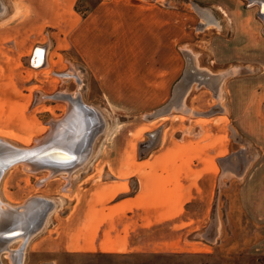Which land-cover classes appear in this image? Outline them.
<instances>
[{"label": "rangeland", "instance_id": "obj_1", "mask_svg": "<svg viewBox=\"0 0 264 264\" xmlns=\"http://www.w3.org/2000/svg\"><path fill=\"white\" fill-rule=\"evenodd\" d=\"M195 5L211 16L204 20ZM259 14L250 0H0V139L37 145L51 119L70 110L71 95L80 94L94 118L77 142L80 155L90 146L89 158L71 174L23 161L1 177L2 209L39 197L56 203L28 240L22 264H264ZM36 46L44 49L33 56L35 66ZM186 51L196 66L219 74L220 84L194 83L170 112L155 116L185 73ZM58 92L61 98L51 96ZM153 132L158 140L143 147ZM244 152L236 162L245 172L224 170L223 158ZM140 179L159 195L127 249L66 242L96 186L98 199L113 193L115 200L138 189ZM179 203L180 216L171 217ZM22 239L3 250L1 264H12L8 253Z\"/></svg>", "mask_w": 264, "mask_h": 264}, {"label": "crops", "instance_id": "obj_2", "mask_svg": "<svg viewBox=\"0 0 264 264\" xmlns=\"http://www.w3.org/2000/svg\"><path fill=\"white\" fill-rule=\"evenodd\" d=\"M197 7V10H199L202 14V18L204 19L206 15H210L209 12H207L206 9H202L199 6L195 5ZM259 9L260 5L258 4ZM211 16V15H210ZM212 18V17H211ZM208 19V18H206ZM205 20V19H204ZM207 24L206 22H203ZM186 57L188 60L187 67L189 63L193 66V72L198 73L199 72H206L207 73V80L206 82H199L197 80H194L190 86V88L185 93H189L191 88L193 87L194 83H197V85H208L211 89L215 90L218 88L220 81H219V74L212 72L210 70H207L206 68L198 67L196 64L193 63L192 55L189 51H186ZM36 57V56H35ZM38 62V59H34L32 61V64L36 66ZM38 66V65H37ZM186 67V69H187ZM185 69V70H186ZM194 77V74H193ZM187 101V98H186ZM157 132H153L150 138V141L146 143L145 147H151L153 144L156 143L158 140V134ZM160 136V134H159ZM154 137H157L154 140ZM241 156L245 157V152L242 154H235L231 156H227L223 158L224 163V170L226 171H232L237 172L239 175H241L243 172H245V168L239 165L238 162H236ZM89 158L88 156H79L77 160H74V165H70L69 167H66L65 170H59L56 171V173H67L71 174L73 171L78 169L81 164H84ZM161 155H156L155 161H161ZM237 158V160H236ZM73 169H72V167ZM233 167V169H228V167ZM227 168V169H225ZM239 168V169H238ZM68 170V171H67ZM236 170V171H234ZM55 174V173H54ZM141 183L138 189H135L132 193H124V196H121L120 198H117L115 200H112L113 193L112 194H106L101 196V199H98L97 196V186L94 188L88 197L89 193L86 196V201H82L80 203V209L78 214L75 217H78L79 223L75 224L77 231L73 234L74 237L70 235L71 237L66 239L70 246L79 245L80 247L87 248V249H99L102 250L104 248L105 244L111 245L110 249H127L129 245L131 244V234L132 232L141 227L146 226L147 222L144 220L146 217L152 216V208L156 204L153 203L154 201H150L151 197L159 195V193L155 192H149L147 191V182L146 179H140ZM109 187V185H107ZM143 190V191H142ZM96 192V193H95ZM120 192V191H118ZM141 192V193H140ZM185 191H181L182 196L186 194ZM119 194V193H118ZM100 196V195H98ZM116 196V195H115ZM144 197L146 201L141 203H134L137 198ZM188 199V198H187ZM187 199H183L181 203L187 202ZM155 200V199H154ZM179 203L178 211L174 214L171 213L170 216H180L178 213L182 209V205ZM53 206L55 207L54 201ZM154 204V205H153ZM54 207L52 209H54ZM156 209H160L159 207H155ZM73 211V209H72ZM72 211L69 213L71 215ZM169 216V217H170ZM169 217H166L165 219H169ZM113 245V246H112Z\"/></svg>", "mask_w": 264, "mask_h": 264}, {"label": "bare ground", "instance_id": "obj_3", "mask_svg": "<svg viewBox=\"0 0 264 264\" xmlns=\"http://www.w3.org/2000/svg\"><path fill=\"white\" fill-rule=\"evenodd\" d=\"M250 1H251V4L258 3L260 5L261 10H260L259 15L264 18V0H250ZM42 49H44V48L43 47L36 48L35 54L37 52L43 53ZM33 60L34 59H32V61ZM42 63L43 62H41V65H42ZM38 66H39V64H38ZM197 72L198 73L193 72V66L191 63H189L187 69L185 70L184 75L175 85L172 98L169 100V102L167 104L164 105L166 107L162 106L163 110L158 109L155 112V116L170 112L179 103L180 99L185 95V93L190 88V86L194 80H197L199 82H204V81L206 82L207 73L206 72H199V71H197ZM64 74H66V73H64ZM193 74H194V77H193ZM59 94H61V93H59ZM67 94H68V92H67ZM51 96L52 97L53 96L60 97V98L62 97V96H58L56 94L51 95ZM70 97L72 98V103H73L70 110H68L67 114L62 118V120H59L60 122L58 124L53 125V127L50 130V135H49L50 137H48L47 139H44L45 137H43L42 139H40L38 141V144L35 145V150L39 151L41 157H36V159L33 163L34 164H36V163L40 164L41 167H44L46 163H50L53 166L50 168V170H52V171L53 170H61V171L65 170L67 166L69 167L70 165H74L73 161L77 160V158L79 156H83V155H80L81 153L80 154L78 153L79 149H80L78 147H81L82 145L81 144L78 145L77 142H79L82 137L85 138L86 134L83 135L82 137H78V135H80L79 129H82V131L84 129H87L90 126V124L92 123V121L94 120V118H92V115L90 113H88V112L85 113L83 111L82 108L86 104L83 102V100L81 98L75 99L74 97H76V96H74V95L73 96L71 95ZM67 98H69V97H67ZM63 129H65V130H63ZM76 137H78V138H76ZM20 148H25V147H20ZM75 150H76L77 154H75ZM0 151L2 153L6 154L10 151V149L3 142H0ZM84 155H87V154H84ZM18 162H20V161H18ZM59 163H62V166H55L54 165V164H59ZM63 164H65V165H63ZM51 165H48V166L50 167ZM73 167H72V169H73ZM2 175H1V177H2ZM0 180H1V178H0ZM37 200H38L37 198H34L31 201L27 202V204L25 203V205H22V206H11L10 204H9L10 205L9 206L7 203H4V207L6 206L5 207L6 209H4V207H3V209L0 208V254L5 249L8 251V249H9L8 246L11 242H13V240L22 239V238L24 239V240L22 239L23 242H22V245L19 248V250L18 249L17 250L10 249V252L9 253L7 252L8 255L11 257L12 264H22L23 258H24V253H25L24 249L26 247V244H27L28 240L31 238V236L36 234V232L38 231V228L34 229V230L27 231V232L19 233L17 235L7 237V236H4V234H5L4 231H5L6 226H7L4 224H6V222H9V221H12V223H14V224L16 222H18L19 221L18 217H20L19 213H21V214L24 213L27 208H34L36 206ZM48 201L51 202V205H49L48 213L46 215L44 224L47 221L48 215H49V213L52 210L53 205H54L52 201H50V200H48ZM0 205H1V201H0ZM44 224H42V226ZM42 226H40V229ZM26 230H27V228H26ZM15 232H20V229L16 230Z\"/></svg>", "mask_w": 264, "mask_h": 264}, {"label": "water", "instance_id": "obj_4", "mask_svg": "<svg viewBox=\"0 0 264 264\" xmlns=\"http://www.w3.org/2000/svg\"><path fill=\"white\" fill-rule=\"evenodd\" d=\"M37 46L35 47L34 52L32 54V59H33V56L35 54V50H36ZM56 95L59 96L60 95L59 92ZM77 96H78V94H77ZM74 98L77 99L79 97H74ZM163 107H166V106H163ZM163 107H161L160 110H163ZM58 119L59 118L51 119V121L49 123L52 125L58 124L60 122ZM79 130H80V132H79L80 135H78V137H82L83 135H85L87 130H89V127L87 129H84L83 131H82V129H79ZM98 130H99V128H98ZM96 133H97V131L95 129L93 134L88 138L89 145H91V142H92L94 135ZM49 135H50V131H48L45 134L44 139H47L48 137H50ZM78 137H76V138H78ZM0 142H3L10 149V151L6 154H4L0 151V178H1V175L5 172V170L7 168H9L11 165H13L14 163H16L18 161L30 162L31 166L34 168L40 167V164H34L33 163L35 161L36 157H41L39 151L35 150V146L20 148V147H17L15 145L9 143L8 141H4L3 139H0ZM145 145H146V143L143 142L142 146L144 147ZM88 148L90 149V146ZM88 150L87 151L84 150L82 153L88 154ZM37 199L38 200H37L36 206L34 208H27L24 213H22V214L19 213L20 217H18L19 218L18 222H16L14 224V223H12V221H9V222H6V224H4V225H7L6 229L4 231V233H5L4 236L8 237V236L17 235L19 233L27 232L30 230H34L37 228H38V230L40 229V226H42V224H44L46 215L48 213L49 205H51V202H49L46 197L45 198L39 197ZM26 228H27V230H26ZM19 229H20V232H15L16 230H19Z\"/></svg>", "mask_w": 264, "mask_h": 264}, {"label": "flooded vegetation", "instance_id": "obj_5", "mask_svg": "<svg viewBox=\"0 0 264 264\" xmlns=\"http://www.w3.org/2000/svg\"><path fill=\"white\" fill-rule=\"evenodd\" d=\"M36 59H39V58H36ZM76 97H79V98H81L80 94H78V96H76ZM81 99H82V98H81Z\"/></svg>", "mask_w": 264, "mask_h": 264}]
</instances>
